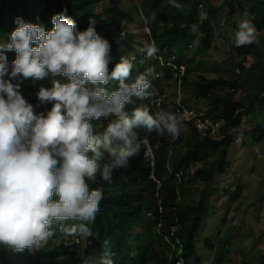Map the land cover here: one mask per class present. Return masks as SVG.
Returning <instances> with one entry per match:
<instances>
[{
	"label": "trees",
	"instance_id": "trees-1",
	"mask_svg": "<svg viewBox=\"0 0 264 264\" xmlns=\"http://www.w3.org/2000/svg\"><path fill=\"white\" fill-rule=\"evenodd\" d=\"M176 2L181 5L180 8L173 7L170 0H144L142 3L141 10L150 26V40L154 41L158 48L156 56L151 59H145V53L141 52V48L150 40L140 44L138 49L139 45L134 39L133 32H125L123 29L116 31L121 22L132 24L130 15L115 5L103 6L100 12L96 13L95 8L99 0H0V40L3 43L10 42L8 38L16 27L14 21L17 17L25 22L40 24L45 31H50L54 27L51 23L53 15L66 10L67 17L75 22L79 31L87 29L90 20L95 21L97 34L107 39L111 45L109 72L121 58H125L122 54L127 52L130 55L129 60L132 58L133 70L126 83L133 82L138 72L154 67L159 75L147 91L160 93L163 91L161 81L171 77V67L167 63L171 61L172 56L176 57L175 64L182 59V51L188 49V41L194 38L193 28L197 26L199 31L198 46L206 48L214 33L213 27L217 25V18L214 19L217 12L212 9L214 0ZM199 3L205 5L206 16L201 24L196 25ZM221 6H227L230 15L246 11L257 33L262 32L257 34L259 44L236 49L237 55L241 57L236 67L241 75L245 72V78L252 79L254 94L248 97L245 103H240L234 99V94L241 85L236 78L227 79L219 76L207 79L199 75L191 91L209 103L203 113H193V119L201 124L190 125L189 132L179 136L174 143L169 142L170 136L167 134L160 136L155 132L148 133L143 127L134 129L139 138L147 137L152 144H159L154 148L156 157L154 169L157 177L162 174L167 177L159 188L160 203L153 193L155 183L147 177L148 168L142 158L141 147L139 153L129 161L127 168L114 171L110 182L103 181L97 174L96 182H89V185L90 188L101 189L103 199L95 222L88 225L93 235L87 237L90 241L83 249L82 259L86 264H94L93 257L96 258L100 253L104 254V248L113 254L108 257L111 264H150V255H156L155 264H174L179 248L184 264H197L198 259L193 256V240L206 209L208 184L215 173H225L227 150L235 139L233 138L235 129L239 128L242 119L253 116L251 120H254V125L244 133L252 136L255 142L263 140L264 128L255 119L264 122V0H223ZM102 14H106L108 18L101 19ZM210 16L215 20L213 26ZM117 39L120 41L119 45L116 43ZM3 54L7 56L11 66V62L16 58L15 52ZM250 61L251 63L246 65ZM186 64L185 73L181 78L183 86L187 84L189 68L200 66L202 62L193 58ZM95 87L93 86L92 90H95ZM103 87L109 94L119 90L116 81H110ZM227 89H231L232 92H226ZM133 100V104L126 106L129 114L136 107H147L150 114L155 115L148 99ZM28 103L33 105L35 114L46 116L45 112L55 102L41 103L35 95ZM159 111H166V108L161 107ZM113 119L114 117H101L98 121H90L94 134L102 133ZM180 144L185 148L183 154L179 153V150H171L173 145ZM89 155L91 156V153ZM209 156L212 159L207 161L206 158ZM183 158L187 160L184 163ZM196 162L201 165L191 173L188 169L189 164L194 166ZM179 170L183 172L180 182L174 176ZM188 175L193 179V183L195 180L203 183L200 189L195 188L197 200L190 203L181 196L187 186L183 177ZM240 193L241 190L237 187L233 191L234 198H238ZM53 199L57 197L54 195ZM224 220L223 217L222 221ZM74 224V220L53 221L50 229L54 235L49 238L48 244L39 251L25 250L20 253V259L8 257L5 246L0 245V264H72L67 253L69 248L76 246L72 238L77 235L66 236L63 229ZM171 225L178 227L171 232ZM175 239H178V242ZM205 244L210 248L212 246L209 241H205ZM191 258L193 261L190 263ZM257 264H264V260Z\"/></svg>",
	"mask_w": 264,
	"mask_h": 264
},
{
	"label": "clouds",
	"instance_id": "clouds-1",
	"mask_svg": "<svg viewBox=\"0 0 264 264\" xmlns=\"http://www.w3.org/2000/svg\"><path fill=\"white\" fill-rule=\"evenodd\" d=\"M170 2L175 8L181 7L176 0ZM14 23L10 42L0 43V245L14 253L39 251L54 235L50 229L53 221L78 220V225L63 231L66 236H78L72 238L76 246L80 236L85 237V247L90 241L87 237L93 235L88 225L95 222L103 199V191L90 188L89 182H96L97 174L110 182L114 171L127 168L144 138H139L134 129L143 127L148 133L167 134L174 140L179 138L180 125L170 112H155L153 108L152 115L147 107H136L131 114L126 111V106L134 103L133 98L145 99L161 93L147 91L159 74L154 67H148L138 72L133 82L126 83L132 76V58H121L109 72L111 45L97 34L94 21L79 31L64 10L53 15L54 27L50 31L20 17ZM259 42L251 21L241 20L234 33L235 46ZM116 43L119 45L120 41L117 39ZM4 52L16 54L11 72ZM141 52L145 59H151L158 48L150 40ZM48 73L67 77L68 82L54 80L51 89L40 88L38 100L55 103L46 116L37 115L18 91L20 83L11 81L18 76L40 80ZM6 76L8 80L4 79ZM110 81L118 82L119 88L111 94L103 87ZM87 84L96 86L95 90ZM101 117L114 119L102 133L94 134L90 121ZM151 145L154 151L155 146ZM190 165V172H195L192 169L198 166L190 169ZM159 177L163 182V177ZM54 195L57 199H53ZM155 198L160 203V196ZM259 251L263 253L264 249ZM100 254L96 258L101 264H111L108 257L112 253ZM96 258L93 257L94 264Z\"/></svg>",
	"mask_w": 264,
	"mask_h": 264
},
{
	"label": "rangeland",
	"instance_id": "rangeland-1",
	"mask_svg": "<svg viewBox=\"0 0 264 264\" xmlns=\"http://www.w3.org/2000/svg\"><path fill=\"white\" fill-rule=\"evenodd\" d=\"M221 1L214 0L212 5V9L217 12L215 17L213 16L214 19L217 18V25L213 27L214 33L210 37L209 45L206 48L198 46L197 41L200 36L199 31L196 30V45L194 44L193 48L187 50L184 54L187 62L193 58L198 61L200 59L202 62L200 66L189 68L187 84L181 85V96L184 104L189 110L197 114L203 113L209 106L207 100L198 98L191 91V87L199 75L207 79L219 76L227 79L236 78L241 85L234 94V99L240 103H245L247 98L252 96L255 91L252 79L245 78V72L242 75L239 70L235 72L238 69L236 67L237 62L241 60V57L236 53L237 47L234 44V33L237 30L238 23L241 20H249L250 17L240 11L230 15L228 9L223 11L215 9ZM143 2L144 0H99L95 12H99L103 6L110 7L115 5L128 13L132 18V24L121 22L117 26L116 31L123 29L125 32H133L134 39L139 45L137 48L140 49V44L146 41L141 20L137 13L138 9H141ZM244 6L246 5L244 4ZM210 18L212 17L210 16ZM123 26L125 27L121 28ZM257 34H262V32ZM193 41L189 40L188 43ZM0 43H3V41L0 40ZM204 50L205 52H203ZM182 53L184 52L182 51ZM122 56H125V59L128 60L130 58L127 52L123 53ZM250 63L251 61L246 65ZM9 72H11V66H9ZM4 79L8 80L9 77L6 76ZM54 80H58L62 84L68 82L67 77L52 73H48L40 80H35L34 78L24 79L18 76L11 82L13 84L20 83L18 91L28 103L37 95L41 87L51 89ZM161 83V87L166 92L168 99L175 101L178 95L174 81L165 79ZM86 87L92 90L93 86L87 84ZM226 92H230L229 89ZM51 107L45 112L46 114L51 110ZM252 118L242 119L239 128L235 129L233 138L236 140L234 139L227 150L225 173H215L208 184L206 209L193 240V256L198 259L199 264H232L235 261L232 256L238 259V264H256L257 260L262 259V252L258 250L257 246L258 244H264V237H262L264 233H260L264 227V139L255 142L252 140V136L245 135L244 132L249 131L248 129L254 125ZM255 121L260 122L264 128V122H261L260 119H255ZM199 124L201 123L196 120L194 126ZM210 136L214 137L213 135ZM158 145L157 143L154 144L155 147ZM174 149L175 151L179 150V153L183 154L185 148H182V144H180L173 145L171 150ZM211 159V156L206 158L207 161ZM182 161L184 163L187 160L183 158ZM200 165L201 163L199 162L195 163L196 167H200ZM194 170L195 168L192 169V171ZM162 177L164 180L167 179L165 174H162ZM192 180L190 175L185 178L184 181H186L187 186L184 194L181 195L189 203L196 201L198 198L195 188L200 189L203 186L202 182H196L195 180L193 183ZM237 187H239L241 193L235 199L233 191ZM224 215L229 216L230 220ZM223 217L228 220L227 224L222 221ZM234 222L235 226L233 225ZM74 223L78 225L80 221L74 220ZM80 237L79 244L71 248L72 250L69 249L67 253L70 262L73 264H85L82 260L85 237ZM205 241L211 243V248L205 244ZM155 250L157 251L156 248ZM104 252H106L105 248ZM6 254L8 257L20 259V253L6 250ZM155 259L156 255H150V264H155ZM192 261L193 258H191L190 263ZM96 262L101 264V260L98 257Z\"/></svg>",
	"mask_w": 264,
	"mask_h": 264
},
{
	"label": "built area",
	"instance_id": "built-area-1",
	"mask_svg": "<svg viewBox=\"0 0 264 264\" xmlns=\"http://www.w3.org/2000/svg\"><path fill=\"white\" fill-rule=\"evenodd\" d=\"M138 15L140 17V19L142 20V30H143V35L145 37V39H149L150 37V26L148 24V22L145 20L142 11L139 9L138 10ZM206 16L205 13V5L203 3H199L197 6V15H196V21L197 24L199 25L202 23V21L204 20ZM210 22H211V26H213L215 20L210 18ZM198 31L197 26H195L193 28L192 34L194 35V41L192 43H190L188 45V49H192V47L194 46V44H196V39H195V31ZM121 35H123V32H121ZM186 60L187 58L185 57V55H183L182 59L177 62V64L174 63V61H176V57L172 56V59L169 63H167V65H169L171 67V77L175 83L176 86V93L178 96H176L175 101H171L168 99V96L165 92H161L160 94H157L155 96H150L147 95L145 97V99L150 100V105L154 108L155 112H158L159 109L161 107H165L166 108V112H170L172 114H174L177 117L178 123L180 125V134L179 136L183 135V134H187L189 132L190 129V125H195L196 120L193 119V112L191 110H189V108L187 106H185L182 102V96H181V77L184 74V71L186 69ZM238 72V69L235 71ZM230 92H232L231 89H229ZM178 138L176 139H172L170 140V142H174L176 141ZM140 141H142L141 143V148L143 150L142 156L144 158V160L146 161L147 164V168H148V178L152 181H154L155 186H154V195L156 197L159 198V188L161 186L162 183V178L161 177H157L156 173H155V164H156V158H155V154L153 151V146L151 145V143L149 142L148 138L144 137L142 138ZM193 168L192 165H190V169ZM182 171H177L175 172L174 176L175 178L178 180V182H180L181 178H182ZM229 220L230 217L226 216ZM233 225L235 226V222L233 223ZM178 225H172L171 226V230L172 232L177 229ZM176 242H178V239H175ZM259 250H263L264 247L263 246H259L258 247ZM180 252L181 249L179 248L176 252V258L177 260L175 261L174 264H184V261L182 259V257L180 256Z\"/></svg>",
	"mask_w": 264,
	"mask_h": 264
},
{
	"label": "crops",
	"instance_id": "crops-1",
	"mask_svg": "<svg viewBox=\"0 0 264 264\" xmlns=\"http://www.w3.org/2000/svg\"><path fill=\"white\" fill-rule=\"evenodd\" d=\"M223 1V0H222ZM222 1L218 4V7L216 8L217 10L219 9V10H221V11H223V10H225V9H228V7L227 6H221V4H222ZM100 12V11H99ZM98 12V13H99ZM244 13L245 14H247V12L246 11H244ZM103 17H105V18H108V16L106 15V14H102L101 16H100V18H103ZM120 26H122V25H120ZM264 139V138H263ZM224 222V224H227V221L226 220H224L223 221ZM260 233H264V227L261 229V231H260ZM262 237H264V234H263V236ZM260 244H258V246H259ZM263 247H264V244L262 245ZM262 255V259H259V260H257V262H256V264L259 262V261H261V260H264V252L261 254ZM234 258V262L232 263V264H238V259L236 258V257H233L232 256V259ZM197 264H199V262L197 263Z\"/></svg>",
	"mask_w": 264,
	"mask_h": 264
}]
</instances>
